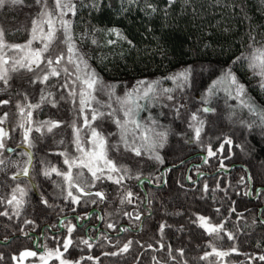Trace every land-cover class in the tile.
Listing matches in <instances>:
<instances>
[{"label": "trees", "instance_id": "trees-1", "mask_svg": "<svg viewBox=\"0 0 264 264\" xmlns=\"http://www.w3.org/2000/svg\"><path fill=\"white\" fill-rule=\"evenodd\" d=\"M147 2L157 11L153 13L146 8V0H135L134 3L125 0L123 6L121 0H98V9L91 7V0H77V14L69 18L73 22L76 44L87 57L90 67L103 82L116 85L115 92L120 97L141 78L146 81L160 79L161 85L174 88L170 80L163 78L183 68H192L189 84L183 92L176 90L172 93L175 99H167L168 102L158 97V102L149 106L155 130L167 132L164 147L157 149L164 163L144 155L137 157L125 151L123 145L109 147V157L119 165H126L132 178L126 179L122 186L107 180L98 182L93 189L107 194L104 202L93 204L91 201L96 198L89 196L81 197L79 204L66 200L68 188L64 180L54 173L50 179L40 174L41 161L66 170L64 158L57 153L67 151L77 155L71 143L69 125L74 119L83 124V119L78 118L71 102L60 99L62 95L67 96V92L59 87L64 83L63 75L52 78L46 91L54 94L57 106L43 104L34 111L33 118L64 123L51 133L46 130L43 135L32 133L35 147L30 151L33 153L32 182L35 189L28 192L19 216L14 215L13 209L7 205H0V212L9 213L0 216V264L35 261V257L19 259L25 250H35L38 254L60 247L63 251L61 245L68 236L69 223L76 225L71 234L73 245L64 254L71 260L91 255L100 258L98 264H155L152 259L155 256L160 264H264L258 259L250 261L252 256L264 255V223H260L264 220V128L254 126L249 129L242 125L241 120L251 122L256 117L238 107L236 100L221 93L211 97L206 105L213 108V112H198L205 121L200 142L194 139L189 128L192 113L205 107L206 88L229 67L245 85L248 96L257 106L264 108V91L258 87V77L252 75L246 62L233 64L237 57L247 56L253 48L264 45V0H176L170 7L168 0ZM80 3L87 6L81 7ZM39 11L35 0L0 8V28L4 30L5 40L10 44L27 41L32 19ZM110 28L119 29L132 44L121 40L109 45V39H116L106 35ZM93 38L98 44L91 42ZM62 50L64 46L57 43L52 55ZM69 68L71 70V66ZM11 76L10 88L2 90L0 84V99L11 101L0 107V115L9 113L6 125L9 129L14 128L20 119L16 103L38 102L40 90L45 88L39 83L31 84L35 74L23 69L11 73ZM25 94L27 101L24 100ZM86 114L91 119V113ZM94 126L107 137L110 146L119 144L118 128L112 118L105 116L94 122ZM10 135L7 145L15 152H5V156L12 160L27 159L19 155L26 152L22 145L17 147L22 140L20 130L10 132ZM226 137L232 140V145L225 144L223 152L209 158L205 164L207 147L210 145L216 151ZM61 140L65 143L60 144ZM221 160L223 168L220 167ZM15 171L9 167L0 172V196L7 197L17 182L28 183L25 177H20L19 181L11 180L9 177ZM84 172V179L90 181L91 175L86 169ZM138 173L141 178L146 177L142 184L135 179ZM249 175L251 181H247ZM241 177H245L246 183L240 182ZM205 184L208 185L207 192L203 190ZM218 184L222 190L213 191ZM127 190L134 193L133 203L121 205L120 193ZM71 191L79 195L74 188ZM42 197L48 206L41 203ZM233 208L234 212L231 211ZM126 211L132 212L133 217L139 211L141 220L124 216ZM197 216L207 217L213 225L223 223L225 229L235 235V241H229L223 232L220 233L222 238L209 235L199 226ZM26 220L33 223L26 224ZM108 223L115 224L116 229H108ZM161 224L167 225L162 235L159 231ZM120 228L129 230L119 231ZM105 235L110 237V243L104 239ZM81 238L93 243L91 251L79 243ZM128 240L133 241L129 253L119 257L102 255L115 251L111 245H116L117 241V247H120ZM149 244L152 249H148ZM210 244L224 251L235 244L240 254L231 253L222 260L210 255L201 260L205 253L212 252ZM161 245H164L162 250H154L160 249ZM169 245L173 249L172 255L176 256L175 261L169 258ZM181 248L184 249L183 258L176 252ZM14 256L16 260H13ZM47 260L48 264H57L54 258ZM81 264H93V261L84 259Z\"/></svg>", "mask_w": 264, "mask_h": 264}, {"label": "snow or ice", "instance_id": "snow-or-ice-1", "mask_svg": "<svg viewBox=\"0 0 264 264\" xmlns=\"http://www.w3.org/2000/svg\"><path fill=\"white\" fill-rule=\"evenodd\" d=\"M128 3H134L135 0H127ZM176 0H168V6L174 4ZM125 3V0H121V5ZM22 5L24 0H0V8L6 5ZM35 4L39 6L40 11L32 19L31 29L29 32V39L23 44H10L5 40V34L3 28H0V84L3 85L2 90L10 88V80L12 79L11 73L18 72L21 69L34 73V78L30 81L31 84H42L45 88L40 90L39 101L36 103H21L17 102L15 105L16 112L20 118L16 126L9 129L6 125L9 119V113L4 112L0 115V172H4L7 168L11 167L16 171L9 177L13 181H19L20 177L28 178V183L21 186V183L17 182L14 187L11 188L7 197L0 196V205H7L13 209V214L20 215L21 210L26 204V197L28 192L34 187L31 184L32 169H33V153L30 151L35 147L32 137L33 132L44 134L46 132L51 133L55 128L61 127L63 121L55 120H43L36 121L33 118V113L37 109H40L43 104H51L52 107H56L58 101L53 98L54 94L50 91H46L48 82L52 78L64 77V83L59 87L67 92V96H61L60 99L66 102H71L74 106V110L78 113V118L83 119V124H78L74 119L69 127L72 129V141L75 152L77 155H72L67 151L57 153V155L64 158L63 163L66 165V170L60 169L55 165H51L50 162L41 161L43 167L40 170L45 178H51L54 173L60 176L67 185L68 191L66 200H70L72 204H79L81 197L89 196L95 197L91 202L93 204L97 202H104L107 199V194L102 191H89L96 187L97 183H103L105 180L111 181L113 184L122 186L126 179L132 178L131 170L126 165H119L112 160L109 155V147L118 148L119 145H123L125 151L132 152L135 156L140 157L147 155L148 159L154 160L160 164H163V158L159 155L157 149L163 148L167 140L166 131H156L154 127L141 124L136 119L137 112L140 110V104L138 101H155L161 95L166 96L169 101L175 99L172 95L173 92L179 90L184 91L185 87L189 84V79L192 74V68L186 67L180 71L174 72L163 79L170 80L174 88H161V80L137 81L131 90L125 91L123 97L115 95L116 85H106L94 69L90 67L87 59L80 53L76 44V36L73 33V22L69 17H74L77 14L78 3L77 0H35ZM79 6L84 7L83 3ZM91 7L93 9L99 8L98 0H91ZM146 8L151 12H156L157 9L151 3L146 0ZM126 10V9H125ZM86 35V34H85ZM106 35L115 36L116 39H109L107 43L109 45L117 43V41H127L129 45L132 44L131 40H128L124 34L116 28L107 29ZM255 39L254 37L252 38ZM93 44H98V41L93 38L91 40ZM57 43L64 46V50L60 51L57 55H52L54 45ZM251 47V45H250ZM13 52L15 55L10 56L8 53ZM237 61L247 63L248 69L251 71L254 77H258V87L264 91V45L253 48L249 55H241L237 57L233 64ZM71 66V70L69 68ZM57 87V85H51ZM104 92L109 100L108 102H102L97 99L96 93ZM218 92H224V94L232 100L237 101V106L246 109L248 113L256 117L255 120L248 122L241 120V124L251 129L254 126H260L264 128V108L256 105V103L247 94V89L243 83L239 81L236 74L229 67L221 72L220 76L214 79L211 84L206 88L204 93L203 102L207 105L210 102V98L216 95ZM113 98L115 103L119 105V109L113 107ZM24 100H28V96L24 95ZM10 99H0V107L10 104ZM78 105V107H76ZM98 105L99 107H94ZM182 106V105H181ZM108 109V111H104ZM211 113L214 111L211 107H203L198 109L197 113H192L189 121V128L194 133V139L197 142L201 140V134L204 131L205 121L201 119L198 112ZM87 112L91 113V119H89ZM122 113V118L117 113ZM177 114H179V108H176ZM105 116L112 118L113 123L116 124L120 140L118 145H109L107 137L94 126V122L97 120H103ZM151 120V117L149 118ZM155 124V121H151ZM20 130L22 140L17 147L21 145L29 149V151H22L19 153L22 157L27 159L12 160L5 156V152L13 153L15 149L8 147L7 141L11 139L10 132ZM85 134L87 139H85ZM138 133V134H137ZM60 144L65 142L61 140ZM232 145L230 138H225L220 147L213 151L209 145L207 147V155L204 157V163L209 162V158L216 157L224 150V145ZM237 147H241L237 145ZM220 167H224L223 160L220 161ZM73 169L77 171L74 172ZM91 175V180L84 179L85 172ZM135 179L140 180L141 175L138 173ZM189 179H191L189 177ZM252 177L249 175L247 181H251ZM241 183H246L245 177H241ZM75 189L77 194H74L71 189ZM203 190L207 192L208 185L205 184ZM222 190L217 185V189ZM250 195V193H245ZM134 193L131 190L120 193V204L133 203ZM41 203L48 206V202L43 197ZM150 203V201H148ZM75 211V209H73ZM219 212V209H216ZM231 211H235L233 208ZM7 211L0 212V216H8ZM124 216L134 218L136 221L141 220V213L135 212L133 217L132 212H124ZM10 218V217H9ZM199 226L205 230L209 235H215L217 238H222L220 233L223 232L229 241H235V235L228 232L223 223L213 225L210 223L207 217L197 216ZM195 222V221H194ZM26 224H32L33 221L26 220ZM255 223V221H254ZM260 223H264L261 220ZM166 224H161L159 231L161 235L164 232ZM76 225L69 223L67 225L68 236L63 239L61 251L60 247L54 250H47L46 254L48 258H54L59 261V264H81L84 259L93 261V264H98L99 257H93L91 255L84 257L81 256L79 260H71L65 257V253L69 251V248L73 245L71 234L74 232ZM108 229H116V225L113 223L107 224ZM127 228H120L119 231H128ZM23 231V229H21ZM26 234V233H25ZM104 239L109 241L110 237L104 236ZM87 247L89 251L93 249V243L89 242V239L81 238L79 241ZM139 244V241H136ZM115 251L103 252L104 256L119 257L129 253L132 248L133 241L128 240L122 246L117 247ZM211 253H205L200 257L201 260H205L210 255L217 257H227L231 253L240 254L238 248L233 246L228 250H218L214 245ZM259 247V245H257ZM143 247V245H141ZM148 249H152V245L149 244ZM164 245L160 246L162 250ZM169 258L173 261L176 260V256L172 255L173 249L171 245L168 246ZM177 254L183 258L184 249H177ZM37 253L35 251H23L20 253L19 259L23 260L25 257H35ZM2 259V257H0ZM17 257H13L16 260ZM40 259L44 264H48V260L44 256H40ZM138 259V258H137ZM155 264H160L159 260L155 256L152 257ZM258 259L264 261V255L252 256L250 261Z\"/></svg>", "mask_w": 264, "mask_h": 264}, {"label": "rangeland", "instance_id": "rangeland-1", "mask_svg": "<svg viewBox=\"0 0 264 264\" xmlns=\"http://www.w3.org/2000/svg\"><path fill=\"white\" fill-rule=\"evenodd\" d=\"M29 39V38H28ZM26 42V41H25ZM25 42H23V43H25ZM23 43H16V44H23ZM79 48V47H78ZM79 51H80V53L81 54H83L84 55V53H83V51L79 48ZM9 55H11V56H13V55H15V53H11V54H9ZM85 56V55H84ZM85 58L87 59V57L85 56ZM87 61H88V59H87ZM88 64H89V62H88ZM140 80H146L145 78H141V79H139L138 81H140ZM105 83V82H104ZM106 85H108L107 83H105ZM136 84V83H135ZM134 84V85H135ZM133 85V86H134ZM133 86L131 87V88H129V89H127V90H131L132 88H133ZM160 87L161 88H169V86H166V85H160ZM126 90V91H127ZM224 94V92H218L217 94ZM96 97H97V99L98 100H100V101H102V102H108V100H109V98H108V96L104 93V92H97L96 94ZM115 95L116 96H119L116 92H115ZM225 95V94H224ZM162 96H164V95H161V96H159V100H161V101H164V102H168V100H167V98H166V96H164V99H163V97ZM139 102V104H140V110L137 112V116H136V119L138 120V122H140L141 124H144V125H148V126H150V127H153V124L151 123V121L153 120L152 119V116L151 115H149V106L150 105H152L153 103H156V102H158V101H151V102H149V101H144V100H140V101H138ZM112 103H113V107L114 108H116V109H119V105L118 104H116L115 103V99L113 98V101H112ZM94 107H99L98 105H93ZM205 107H206V105H204ZM118 114V116H120L121 118H122V113H117ZM151 117V120L149 119ZM118 134H119V130H118ZM138 134V133H137ZM120 136V135H119ZM145 157H147V155L145 154L144 155ZM19 183H21V186H24L25 184H26V182L25 181H21V182H19ZM74 193V192H73ZM75 194V193H74ZM56 249V248H55ZM52 250H54V249H52ZM46 252H47V250H45L44 252H41V253H38L37 254V256H35V261H33V262H30V264H32V263H41V262H43L41 259H40V256H44L45 257V259H49L48 257H47V254H46ZM221 260L223 259V257L221 258V257H219ZM57 264H59V261H57Z\"/></svg>", "mask_w": 264, "mask_h": 264}, {"label": "water", "instance_id": "water-1", "mask_svg": "<svg viewBox=\"0 0 264 264\" xmlns=\"http://www.w3.org/2000/svg\"><path fill=\"white\" fill-rule=\"evenodd\" d=\"M24 148V147H23ZM26 151H29V149H26V148H24ZM26 178V177H25ZM27 180H28V178H26ZM146 179V177H142L140 180H138V183L139 184H142L143 183V181ZM31 184L34 186V183L32 182V180H31ZM33 189H35V187H33ZM89 191H93V192H95V191H99V190H94V189H89ZM38 250H41V248H39ZM26 251V250H25ZM27 251H35V250H27Z\"/></svg>", "mask_w": 264, "mask_h": 264}]
</instances>
